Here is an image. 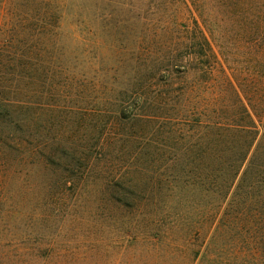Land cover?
Wrapping results in <instances>:
<instances>
[{
    "label": "trees",
    "instance_id": "obj_1",
    "mask_svg": "<svg viewBox=\"0 0 264 264\" xmlns=\"http://www.w3.org/2000/svg\"><path fill=\"white\" fill-rule=\"evenodd\" d=\"M194 1L191 26L166 12L139 19L131 98L142 104L131 119L146 128L151 150L132 166L149 172L150 187L135 183L125 200L110 190L133 219L106 205L91 227L99 248L123 249L126 264H264V0ZM65 24L96 39L99 0H0L1 142L35 102L20 87L37 71L33 61L49 84L44 63L65 55ZM160 140L178 143L180 155L159 156ZM174 189L181 211L169 204Z\"/></svg>",
    "mask_w": 264,
    "mask_h": 264
},
{
    "label": "rangeland",
    "instance_id": "obj_2",
    "mask_svg": "<svg viewBox=\"0 0 264 264\" xmlns=\"http://www.w3.org/2000/svg\"><path fill=\"white\" fill-rule=\"evenodd\" d=\"M194 2L99 0L98 37L65 24V55L44 63L49 84L40 59L33 61L37 71L20 87L35 102L22 112L15 137L0 141V264H126L117 254L123 249L99 248V227L91 225L106 205L113 215L133 219L130 210L110 201V190L125 200L124 191L135 183L150 187L149 172L136 173L132 166L143 164L151 147L144 125L131 119L142 103L131 98L138 63L130 49L142 15L171 13L191 26L200 10ZM158 142L159 156L180 155L178 143L169 149ZM112 179L120 187L106 186ZM174 191L169 204L181 211Z\"/></svg>",
    "mask_w": 264,
    "mask_h": 264
}]
</instances>
